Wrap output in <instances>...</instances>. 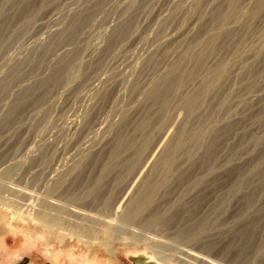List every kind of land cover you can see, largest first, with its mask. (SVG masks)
I'll list each match as a JSON object with an SVG mask.
<instances>
[{"label":"rangeland","instance_id":"obj_1","mask_svg":"<svg viewBox=\"0 0 264 264\" xmlns=\"http://www.w3.org/2000/svg\"><path fill=\"white\" fill-rule=\"evenodd\" d=\"M4 1L0 264H245L248 252H255L251 264H264V9L248 16L254 0ZM222 14L226 29L205 65L224 61L228 80L206 94L202 107L210 101L197 112L211 130L151 191L140 217L158 207L160 234L149 227L129 236L120 218L155 182L174 137L171 122L184 111L180 96L198 87L169 76L175 84L169 92L177 95L161 101L169 121L146 94L171 68L193 69L183 58L215 33ZM60 69L66 81L56 80ZM196 125L191 118L188 126ZM125 137L128 148L116 145ZM83 142L97 146L79 148ZM186 217L209 225L196 235L189 230L190 241L170 236L168 229ZM150 232L158 234L153 244L146 241Z\"/></svg>","mask_w":264,"mask_h":264},{"label":"bare ground","instance_id":"obj_2","mask_svg":"<svg viewBox=\"0 0 264 264\" xmlns=\"http://www.w3.org/2000/svg\"><path fill=\"white\" fill-rule=\"evenodd\" d=\"M173 1V0H172ZM172 1H170V2H172ZM7 2V0H5L4 1V3H6ZM42 3V2H41ZM253 3H256V7H255V9L253 8L252 9V12L250 13V15H248V16H251L253 13H255V12H257V11H261L262 9H264V0H254V2ZM176 5V4H175ZM36 8V7H35ZM35 10H37V9H35ZM248 10V9H247ZM250 10V9H249ZM2 11V6H0V12ZM161 13V12H160ZM163 13H165V12H163ZM162 14V13H161ZM233 14V13H232ZM162 16V15H161ZM33 17H34V15H33ZM155 17V16H154ZM32 18V17H31ZM30 18V19H31ZM160 18V17H159ZM154 19V18H153ZM155 19H156V17H155ZM157 19H158V17H157ZM226 19H227V17H226V15L224 16L223 14H222V16L220 17H218V18H216L215 20V22H216V31H214L215 33H213V34H211V35H208V36H206L205 35V38H203V39H205V42L204 43H201V45H200V48H198L196 51H194L193 49H190L188 46H186V47H188V49H190L189 50V53L183 58V59H185V58H187L188 60H191V62L193 63V69H191V67L187 70V71H183V70H179V68L177 69V66L174 68H171L167 73H165V75L163 76V77H161L160 79L158 78V80H155L154 81V83L152 84L151 82H149V83H151L152 84V87H150V89H149V91L147 92V90H146V92H147V94H146V98L148 99H150L152 102H160V106H159V109H160V112H161V116L163 117V119H167L166 118V115L168 114V113H166V115H165V105H164V101L163 102H161L162 100H165L166 101V96H167V94H168V92L170 91L171 92V89H172V87L173 86H171L172 85V83L169 81L170 80V78H169V76L171 77L172 76V78H173V76L174 75H172V73H175L176 75L175 76H177L176 77V81H179V82H181V83H183V80L185 81V82H188V83H190L189 85H190V87H194V86H196V87H198L195 91L193 90L192 92H190L188 95H185L184 97L183 96H180V97H182V98H184V101H183V103H182V109L184 110V111H182V110H179L180 112H182V113H184L185 115L183 116V114L182 113H177V114H179V116H174V118H173V120H172V125H173V131H174V137H173V139H172V143L170 144V146H167L168 147V149H167V151H166V154L163 156V157H161V160H160V164H161V168H160V171H159V175L157 176V177H155V182L154 183H146L144 186H143V192L141 193V195L138 197V199H137V201H136V203L135 204H129V202L127 203V207H126V209H125V211L123 212V214H122V216H121V218H120V222H121V225H123L124 227H126L128 230H129V236H132V234H134L133 232V230H134V228H136V229H138V230H143V229H147V228H152L151 230H152V232L153 231H155L156 229L158 230V233L160 232L159 230H160V228H159V225H161V223L159 224V225H155V223L157 222V218H159V216H160V212H158V210L157 209H159L158 207H155V208H153V209H151L150 211H148V213L146 214L145 213V216L143 217H140L141 215L140 214H142V212H143V209L146 207V206H148L151 202V200L153 199H151L150 197H151V191H152V189H155L154 187H156L157 189H158V185H160V181H164V179H165V175H167L169 172H171L172 171V167H173V165L172 164H174V163H176L177 161H178V159H179V157L181 156V152L182 151H189V150H192V149H195V148H199L201 145H202V143H203V141H204V137H206V134L211 130V128L210 127H212V124L210 125V124H205L204 122H202V120L200 121V118H198V113L199 112H201L202 110H199V109H201V108H203L205 105H207V103L210 101H208V102H206V104L202 107V104L204 103V100H205V96H206V94L207 93H209L211 90H213V88L222 80H224V78L227 76L226 74H227V69H226V64H225V62L224 61H219V62H215L214 64H213V62H212V64L210 63V64H208L207 65V67H206V65H205V61L207 60V58H206V56L208 55V54H210L213 50V46H214V44H215V42H216V39H217V37L220 35V33L223 31V29H226V25H225V21H226ZM165 20V19H164ZM23 21V20H22ZM32 21V20H31ZM154 21V20H153ZM157 21V20H156ZM33 22V21H32ZM31 22V23H32ZM162 22H163V20H162ZM25 23V22H24ZM28 23V22H27ZM30 23V22H29ZM30 25V24H29ZM122 26V25H121ZM14 27V26H13ZM37 27V26H36ZM41 27V26H40ZM43 27V26H42ZM123 27H125V26H123ZM162 28V27H161ZM123 29V28H122ZM121 29V31H123ZM126 29V28H125ZM125 31V30H124ZM128 31V30H127ZM122 33V32H121ZM126 33V32H125ZM129 34H130V32H128ZM119 34V33H118ZM171 34H173V33H171ZM170 34V35H171ZM209 34V33H208ZM169 35V34H168ZM7 35H5V37H6ZM120 36V35H119ZM125 36H126V34H125ZM127 36H129V35H127ZM137 36V35H136ZM164 37H166V36H164ZM122 38V37H121ZM124 38V37H123ZM129 38V37H128ZM161 38H162V36H161ZM173 38V37H172ZM119 39H120V37H119ZM125 39V38H124ZM131 39V38H130ZM165 39V38H164ZM121 40V42L122 41H124V40H122V39H120ZM170 40V39H169ZM169 40H168V42H169ZM1 41V40H0ZM57 41V40H56ZM119 41V40H118ZM156 41V40H155ZM158 41H160V40H158ZM161 41H162V39H161ZM171 41V40H170ZM173 41H176L175 39L173 40ZM164 43H166V42H164ZM172 43V42H171ZM190 43V42H189ZM51 44H54V43H51ZM119 44V43H118ZM158 44H159V42H158ZM194 44V43H193ZM165 45V44H164ZM190 45H192V44H190ZM51 46H53V45H51ZM163 46V45H162ZM118 47V46H117ZM120 47V46H119ZM160 47V46H159ZM158 47V48H159ZM185 47V48H186ZM48 48V47H47ZM62 48V47H61ZM262 48V47H261ZM1 49H2V47H1ZM236 49V48H235ZM64 50V49H63ZM67 50V49H66ZM48 51V50H47ZM183 51V50H182ZM239 51V50H238ZM0 52H1V50H0ZM69 52V51H68ZM163 52V51H162ZM178 52H181V51H178ZM234 52V51H233ZM240 53H242V52H239L238 54H240ZM178 54V53H177ZM173 55V54H172ZM175 55V54H174ZM179 56L181 55L180 53L178 54ZM177 55V57H179ZM85 56V55H84ZM182 56H183V54H182ZM209 56V55H208ZM174 57V56H173ZM248 57V56H247ZM182 58V57H181ZM181 58H179L180 60H181ZM206 58V59H205ZM250 58V57H249ZM178 60V59H177ZM183 61V60H182ZM181 61V62H182ZM214 61V60H213ZM180 62V61H179ZM190 62V63H191ZM211 62V61H210ZM176 63V62H175ZM189 63V64H190ZM209 63V62H208ZM174 64V63H173ZM172 64V65H173ZM93 65V64H92ZM113 65V64H112ZM122 65V64H121ZM120 65V66H121ZM170 65V64H169ZM174 65H177V64H174ZM179 65V64H178ZM204 65H205V67H204ZM118 66V65H117ZM168 66V65H167ZM186 66V65H185ZM189 66H191V64L189 65ZM164 68V67H163ZM165 68H166V66H165ZM185 68V67H184ZM198 68L200 69L201 68V70H203V73L201 72V73H199L200 71L198 70ZM63 69V68H62ZM183 69V68H182ZM58 70V69H57ZM57 70L55 69V71L57 72ZM163 70V69H162ZM161 70V71H162ZM166 70V69H165ZM60 71H61V69H60ZM67 70L65 69V72L62 70L61 72H59L60 74H58L59 75V77L56 79L57 80V82L58 81H61L60 79H63V80H65L66 81V79L68 78L67 77V72H66ZM124 71V70H123ZM160 71V72H161ZM166 72V71H165ZM123 73V72H122ZM52 74V73H51ZM53 74H55L56 75V73L54 72ZM52 74V75H53ZM111 74V73H110ZM164 74V73H163ZM198 74H200V75H198ZM248 74V73H247ZM51 75V76H52ZM109 75V74H108ZM157 75H159V74H157ZM54 76V75H53ZM103 76V75H102ZM141 76V75H140ZM161 76V75H160ZM198 76V77H197ZM55 77V76H54ZM63 77V78H62ZM100 77V76H99ZM150 77V76H149ZM154 77V76H153ZM52 78V77H51ZM65 78V79H64ZM108 78V77H107ZM111 78V77H110ZM109 78V79H110ZM122 78V77H121ZM98 79V78H97ZM147 79H148V77H147ZM150 79V78H149ZM152 79V78H151ZM196 79V80H195ZM227 79V78H226ZM225 79V80H226ZM53 80H55V79H53ZM114 80V78L112 79L111 78V81H113ZM127 79H125V81H126ZM172 80V79H171ZM175 80V79H174ZM224 80V81H225ZM228 80V79H227ZM2 81V80H1ZM68 81V80H67ZM96 81H98L99 83L98 84H100V85H105V84H108V82L109 81H106L104 78H99L98 80H96ZM149 81V80H148ZM151 81V80H150ZM172 82H173V80H172ZM55 83V81L53 82V84ZM61 83H64V82H61ZM94 84H95V82H93ZM92 83V84H93ZM112 83V82H111ZM123 83H124V81H123ZM146 83V82H145ZM148 83V82H147ZM178 83V82H177ZM220 84V85H219ZM218 85H219V87L221 86V83H219ZM229 84V83H228ZM55 85H57V84H55ZM59 85V84H58ZM62 85V84H61ZM111 85V84H110ZM185 85V84H184ZM189 85H187V86H189ZM225 85V84H224ZM26 86V85H25ZM88 86V85H87ZM120 87H121V85H119ZM145 86H146V84H145ZM148 86H150V85H148ZM90 87H91V84H90ZM109 87V86H108ZM117 87V86H116ZM179 87V86H178ZM189 87V88H190ZM25 88H27V87H25ZM97 88V87H96ZM147 88V87H146ZM174 89H175V84H174V87H173ZM177 88V87H176ZM180 88V87H179ZM182 88V87H181ZM188 88V87H187ZM222 88L223 87H221V90H222ZM7 89V88H6ZM5 89V90H6ZM13 89V88H12ZM22 89H24V87L23 88H21V90L20 91H22ZM90 89V88H89ZM148 89V88H147ZM185 89H186V87H185ZM216 89V88H215ZM1 90H2V88H1ZM145 90V89H144ZM173 90V89H172ZM177 90V89H176ZM175 90V91H176ZM218 90H219V88H218ZM224 90V89H223ZM222 90V91H223ZM92 91V90H91ZM174 91V90H173ZM181 91V90H180ZM184 91V90H183ZM226 91V90H225ZM170 92H169V94H170ZM213 92H215V91H213ZM219 92V91H218ZM4 93V92H3ZM217 93V92H216ZM225 93V92H224ZM1 94V93H0ZM141 94H142V92H141ZM145 94V93H144ZM143 94V95H144ZM168 94V96H170L169 98L171 99V98H173V99H176L177 98V95H176V93H171L170 95ZM184 94H186V92L184 91ZM221 94H222V92H221ZM179 95V94H178ZM213 96H215V95H213ZM222 96V95H221ZM179 97V98H180ZM209 98L211 97V96H208ZM231 97V96H230ZM232 97H234V96H232ZM141 98H143V97H141ZM211 98H213V97H211ZM219 98V97H218ZM217 98V99H218ZM167 99H168V97H167ZM220 99V98H219ZM226 99H227V97H226ZM230 99V98H229ZM232 99V98H231ZM169 100V99H168ZM178 100V99H177ZM180 101H181V99H180ZM219 101V100H218ZM216 103V102H215ZM218 103V102H217ZM170 104V103H169ZM118 105H119V103H118ZM117 105V106H118ZM6 106V105H5ZM120 106H122V104L120 105ZM214 106V105H213ZM119 107V106H118ZM118 107H117V109H118ZM124 107V106H123ZM181 107V106H180ZM214 107H216V106H214ZM179 108V107H178ZM205 108H206V106H205ZM230 108H232V107H230ZM121 109H123V108H121ZM220 109V108H219ZM178 110V109H177ZM198 110H199V112H198ZM232 110V109H231ZM12 111V110H11ZM121 111V110H120ZM225 111H227V110H225ZM123 112H125V111H123ZM175 112V111H174ZM177 112V111H176ZM198 112V113H197ZM217 112V111H216ZM221 112V111H220ZM223 112V111H222ZM116 113H118V111L116 112ZM115 113V114H116ZM206 113V112H205ZM208 113H209V111H208ZM208 113H206V114H208ZM176 113H174L173 115H175ZM182 114V116H183V119H180L179 117H180V115ZM205 114V115H206ZM7 115V114H6ZM119 115V114H118ZM172 115V116H173ZM113 116H115V115H113ZM122 116V115H121ZM121 116H120V118H121ZM171 116V115H170ZM221 116V115H220ZM219 115L217 116V117H220ZM228 116V115H227ZM107 117V116H106ZM108 117H109V115H108ZM110 117H112V115L110 116ZM168 117V116H167ZM195 118L196 120H197V125L194 127V128H192V127H189L188 125H189V122H190V120H191V118ZM223 117V116H222ZM233 117V116H232ZM232 117H229V118H232ZM117 118H119V117H117ZM159 119H160V117H158ZM207 118H209V117H207ZM215 118V117H214ZM221 118V117H220ZM228 118V119H229ZM109 119V118H108ZM172 119V118H171ZM170 119V120H171ZM107 120V119H106ZM110 120V119H109ZM115 120V119H114ZM214 120V119H213ZM219 120V119H218ZM117 121H119V119L117 120ZM160 121V120H159ZM158 121V122H159ZM166 121H169V118L166 120ZM165 121V122H166ZM205 121H207V120H205ZM110 122V121H109ZM112 122V121H111ZM115 122V121H114ZM113 122V123H114ZM164 122V123H165ZM211 122V121H210ZM116 123V122H115ZM114 123V124H115ZM142 123V122H141ZM146 123H147V120H145L143 123H142V125L140 126V127H143V126H145L146 125ZM117 124V123H116ZM156 124V123H155ZM214 124V123H213ZM220 124V123H219ZM74 125H76V124H74ZM110 125V124H109ZM109 125H107V126H109ZM159 125V124H158ZM99 128H100V126H101V123H99L98 125H97ZM106 126V127H107ZM155 126H157V125H155ZM162 126V125H161ZM217 126H218V124H217ZM75 127V126H74ZM76 127H78V126H76ZM110 127H113V126H110ZM214 127V126H213ZM72 128V127H71ZM70 128V129H71ZM138 128V127H137ZM73 129H75V130H77V128H73ZM102 129H103V127H102ZM105 130V129H104ZM103 130V131H104ZM110 130V129H109ZM217 130V129H216ZM215 131V130H214ZM104 134V133H103ZM9 138V137H8ZM132 142V141H131ZM129 140H128V138H123V139H120L119 141H117V143H116V145H119L120 147H125V148H128L130 145H129ZM2 145V144H1ZM79 145V148L81 147V146H84V148H93L94 146H97V145H91V146H89V145H86V144H84V142H83V144H78ZM262 152V151H261ZM118 153H120L119 151H113L112 153H111V158L112 159H115L116 158V156H118ZM257 161V160H256ZM255 161V162H256ZM72 162V161H71ZM70 162V163H71ZM5 163H7V162H4V163H1L0 164V166L1 165H3V164H5ZM75 163V162H74ZM74 163H73V165H74ZM238 163V162H237ZM76 164V163H75ZM74 167V166H73ZM75 168V167H74ZM256 168H258V164L257 163H255L252 167H251V170H255ZM70 170L72 169V167H70L69 168ZM66 170H68V169H66ZM63 171H64V169L62 170V173H63ZM72 171V170H71ZM103 171H106V169L105 168H103ZM103 171H101V172H103ZM70 172V171H69ZM68 171H67V174L69 173ZM71 173V172H70ZM66 173L64 172V175H65ZM64 175H63V178H64ZM16 176V175H15ZM66 176V175H65ZM59 180H61V179H59ZM55 183H53V185H54ZM13 185V184H12ZM51 187H52V184H51ZM7 189V188H6ZM5 189V190H6ZM15 189V188H14ZM17 189V188H16ZM7 191H9V189L7 190ZM10 191H11V189H10ZM18 191L16 190V193H17ZM157 192V191H156ZM155 192V193H156ZM14 193H15V190H14ZM154 195V194H153ZM151 199V200H150ZM212 200V199H211ZM209 202V201H208ZM209 207V206H208ZM71 210V209H70ZM72 211V210H71ZM237 211V210H236ZM77 212V211H76ZM75 213V212H74ZM79 213V212H78ZM82 213V212H81ZM125 213V214H124ZM76 214V213H75ZM74 214V215H75ZM233 214V213H232ZM73 215V216H74ZM77 215V214H76ZM79 215H81V214H79ZM84 215V214H83ZM237 215V214H236ZM116 216H119V215H117L116 214ZM233 216V218H234V215H232ZM231 216V217H232ZM79 217V216H78ZM82 217V216H81ZM88 217V216H87ZM137 217L140 219V220H138L137 219ZM230 217V218H231ZM237 217V216H236ZM83 218H84V216H83ZM86 218V217H85ZM90 218V217H89ZM88 218V219H89ZM190 218H192V217H186L184 220H183V218L182 219H179V222H177L176 223V225H175V227H172V228H169L168 229V232H170L169 233V235L171 236V235H174V237L175 238H184V241H186L187 239L189 240V238L191 239L193 236V232H192V235H191V233L190 232H188L189 230L191 231H193L194 230V232H196L195 233V235L197 234V233H200V232H202L203 230H206V228H207V225H209L208 224V220H203L204 219V217H203V219H201L200 220V222L198 221H196V219L195 220H193L192 221V219H190ZM86 220V219H85ZM107 220H109V219H107ZM68 221V220H67ZM90 221V220H89ZM103 221V220H102ZM105 221V220H104ZM160 221V220H159ZM103 224H105V225H111V223H110V221H106L105 223L104 222H102ZM194 223V224H193ZM133 228V229H132ZM164 231V230H163ZM162 231V232H163ZM166 232H167V230H165ZM164 231V232H165ZM157 232V231H156ZM168 232H167V234H168ZM189 233L187 236H186V233ZM151 233V232H150ZM155 233V232H154ZM185 233V234H184ZM160 234V233H159ZM149 235V234H148ZM146 236L147 238V240L146 241H148L149 243H151V244H153L154 242H157V241H155V240H159V238H156V237H154V236H158V234L156 235V233H155V235H153V233H151V235H153V236H151V235H149V236ZM161 235H163V233L161 234ZM182 235H185V236H183L182 237ZM128 236V235H127ZM164 236V235H163ZM190 236V237H189ZM174 237H172L173 239H174ZM164 238H166V235H165V237ZM168 238V237H167ZM194 238V237H193ZM162 240V239H161ZM171 240V239H170ZM172 241V240H171ZM183 241V240H182ZM190 241V240H189ZM175 245H176V243H175ZM248 251V250H247ZM190 253V252H189ZM182 254V253H181ZM192 254V253H191ZM194 255H196V254H194ZM193 256V255H192ZM186 257V256H185ZM198 257H199V255H198ZM202 258V257H201ZM194 259H195V257H194ZM204 260V259H203ZM203 260H201V261H203ZM255 260V252H253V253H251V254H249V252L245 255V258L243 259V261H244V263L245 264H251V262L252 261H254ZM196 261H198V260H196ZM251 261V262H250ZM203 263V262H202ZM205 263V262H204ZM209 263V262H208ZM212 263V262H211ZM207 264V263H206Z\"/></svg>","mask_w":264,"mask_h":264}]
</instances>
